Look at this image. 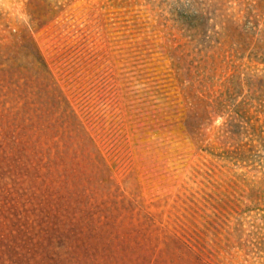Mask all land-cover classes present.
Segmentation results:
<instances>
[{
    "label": "rangeland",
    "instance_id": "1",
    "mask_svg": "<svg viewBox=\"0 0 264 264\" xmlns=\"http://www.w3.org/2000/svg\"><path fill=\"white\" fill-rule=\"evenodd\" d=\"M0 264H264V0H0Z\"/></svg>",
    "mask_w": 264,
    "mask_h": 264
}]
</instances>
